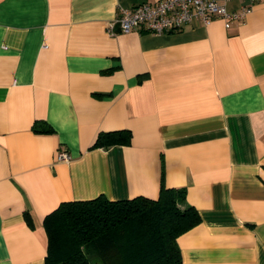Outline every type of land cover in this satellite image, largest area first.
<instances>
[{
  "label": "crops",
  "instance_id": "obj_1",
  "mask_svg": "<svg viewBox=\"0 0 264 264\" xmlns=\"http://www.w3.org/2000/svg\"><path fill=\"white\" fill-rule=\"evenodd\" d=\"M144 1L0 0V264H44L61 201L156 198L161 167L201 218L181 264H264V0L229 27L110 32Z\"/></svg>",
  "mask_w": 264,
  "mask_h": 264
},
{
  "label": "trees",
  "instance_id": "obj_2",
  "mask_svg": "<svg viewBox=\"0 0 264 264\" xmlns=\"http://www.w3.org/2000/svg\"><path fill=\"white\" fill-rule=\"evenodd\" d=\"M33 130L52 132L48 123ZM130 131L97 133L93 147L129 144ZM162 166V165H161ZM156 198H93L61 201L45 214L47 236L44 264H181L177 237L200 222L186 201L185 187L163 183Z\"/></svg>",
  "mask_w": 264,
  "mask_h": 264
},
{
  "label": "built area",
  "instance_id": "obj_3",
  "mask_svg": "<svg viewBox=\"0 0 264 264\" xmlns=\"http://www.w3.org/2000/svg\"><path fill=\"white\" fill-rule=\"evenodd\" d=\"M229 0H157L155 2H141L131 8L122 9L108 27L113 34L114 24L120 32L130 30L147 31L153 34H163L179 30L184 24L199 21L208 24L214 18H222L225 27H229L233 20L240 19L258 0H243L239 10L229 9ZM58 161H68L66 150H59Z\"/></svg>",
  "mask_w": 264,
  "mask_h": 264
},
{
  "label": "rangeland",
  "instance_id": "obj_4",
  "mask_svg": "<svg viewBox=\"0 0 264 264\" xmlns=\"http://www.w3.org/2000/svg\"><path fill=\"white\" fill-rule=\"evenodd\" d=\"M93 264H100V262H98V260H94V262H92Z\"/></svg>",
  "mask_w": 264,
  "mask_h": 264
}]
</instances>
